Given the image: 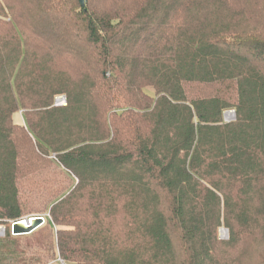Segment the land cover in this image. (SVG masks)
I'll use <instances>...</instances> for the list:
<instances>
[{
	"label": "trees",
	"instance_id": "trees-1",
	"mask_svg": "<svg viewBox=\"0 0 264 264\" xmlns=\"http://www.w3.org/2000/svg\"><path fill=\"white\" fill-rule=\"evenodd\" d=\"M52 166L73 185L13 235ZM4 224L0 264H239L264 232V0H0Z\"/></svg>",
	"mask_w": 264,
	"mask_h": 264
},
{
	"label": "rangeland",
	"instance_id": "rangeland-1",
	"mask_svg": "<svg viewBox=\"0 0 264 264\" xmlns=\"http://www.w3.org/2000/svg\"><path fill=\"white\" fill-rule=\"evenodd\" d=\"M85 1V0H84ZM149 95L154 96L152 90L146 89ZM64 96V95H63ZM66 98V97H65ZM232 116H227L228 114ZM233 121L235 113L233 110H227L223 113V121ZM13 121L17 124H24V116L22 109H19L13 114ZM74 181L65 175L58 167L52 166L46 170L38 172L31 177L24 179L21 184V197L26 207L32 209V216H48L47 206L56 197L63 195L73 185ZM29 211V210H28ZM42 214H37L41 213ZM42 223L40 226H43ZM39 226V227H40ZM3 229L0 230V236L4 235L7 225H0ZM38 228V227H37ZM25 235V234H21ZM218 240L222 243L229 242V230L222 221L221 226L217 229ZM248 244L239 250L236 258L239 264H260L264 260V232L256 235L252 239H248ZM234 251H237L234 249ZM58 260V259H57Z\"/></svg>",
	"mask_w": 264,
	"mask_h": 264
},
{
	"label": "water",
	"instance_id": "water-1",
	"mask_svg": "<svg viewBox=\"0 0 264 264\" xmlns=\"http://www.w3.org/2000/svg\"><path fill=\"white\" fill-rule=\"evenodd\" d=\"M81 5H84V0H80ZM42 223H44L43 216H32L26 217L20 220L13 221L11 223V233L13 235H21L28 234L32 232L34 229L39 227ZM0 229H3L0 227Z\"/></svg>",
	"mask_w": 264,
	"mask_h": 264
},
{
	"label": "built area",
	"instance_id": "built-area-1",
	"mask_svg": "<svg viewBox=\"0 0 264 264\" xmlns=\"http://www.w3.org/2000/svg\"><path fill=\"white\" fill-rule=\"evenodd\" d=\"M66 104V98H65V96H63V95H60V96H56L55 98H54V105L55 106H62V105H65ZM227 118H226V122H227ZM1 230V229H0ZM1 232H2V230H1ZM58 261L59 262H61L62 263V260L61 259H59L58 258Z\"/></svg>",
	"mask_w": 264,
	"mask_h": 264
},
{
	"label": "bare ground",
	"instance_id": "bare-ground-1",
	"mask_svg": "<svg viewBox=\"0 0 264 264\" xmlns=\"http://www.w3.org/2000/svg\"><path fill=\"white\" fill-rule=\"evenodd\" d=\"M227 116L229 117V116H232V115L229 113Z\"/></svg>",
	"mask_w": 264,
	"mask_h": 264
}]
</instances>
